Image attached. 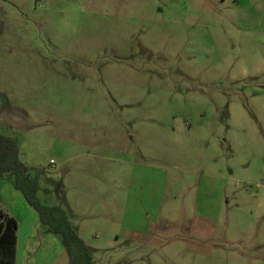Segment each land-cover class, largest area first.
<instances>
[{
	"label": "rangeland",
	"instance_id": "1",
	"mask_svg": "<svg viewBox=\"0 0 264 264\" xmlns=\"http://www.w3.org/2000/svg\"><path fill=\"white\" fill-rule=\"evenodd\" d=\"M0 134L91 264H264V0H0ZM0 211L68 264L8 172Z\"/></svg>",
	"mask_w": 264,
	"mask_h": 264
},
{
	"label": "trees",
	"instance_id": "2",
	"mask_svg": "<svg viewBox=\"0 0 264 264\" xmlns=\"http://www.w3.org/2000/svg\"><path fill=\"white\" fill-rule=\"evenodd\" d=\"M13 175V185L19 190L39 218L45 231L58 235L68 257V264H91L92 253L78 235L60 205H45L37 198V180L29 175L28 167L19 160L16 141L0 134V177ZM17 221L0 211V263L12 264L16 253Z\"/></svg>",
	"mask_w": 264,
	"mask_h": 264
}]
</instances>
